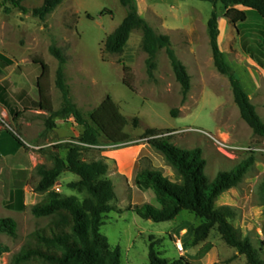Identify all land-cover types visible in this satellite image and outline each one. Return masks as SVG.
<instances>
[{"label": "rangeland", "instance_id": "1", "mask_svg": "<svg viewBox=\"0 0 264 264\" xmlns=\"http://www.w3.org/2000/svg\"><path fill=\"white\" fill-rule=\"evenodd\" d=\"M44 1L20 0L29 10L41 7ZM134 1L141 17L156 32L170 37L178 59L186 66L191 76V90L186 98L165 50L158 55L153 77L148 74L141 30L132 33L121 54L106 51L108 38L126 17V9L119 0H64L45 20L0 0V53L14 64L9 70L0 69V124L12 138L18 131L31 143L34 138L51 134L53 128L48 124L53 119L36 104L39 101L36 81L41 66L33 65V60L38 59L49 68V79L42 84L49 90L54 111L63 107V94L56 83L57 72L62 68L71 100L86 120L90 121L89 115L108 96L128 120L129 143L114 145L101 136L98 146L83 150L84 160L106 162L102 153L107 150L146 144L148 151L141 154L135 175L145 168L160 169L172 181H181L164 156L148 144L150 138L162 136L171 138L181 149L201 148L211 182L218 173L235 172L249 163L242 181L223 193L216 207L232 208L234 214L229 220L238 237L250 240L264 264V138L255 135L242 119L229 78L217 71L208 29V21L216 9L220 49L244 90L250 92V99L264 121V19L250 11L246 23L233 25L224 17L226 10L221 3L214 7L200 0ZM52 47L64 55V64L52 54ZM18 66H22V71L17 70ZM76 128L83 130L80 125ZM68 133L67 129L61 130L60 134L67 136L62 143L74 142L80 136ZM40 149L26 151L39 154ZM39 155L43 164L50 167L46 157ZM111 178L117 182L115 192L120 197L112 203L114 211L104 217L101 233L111 247H120L122 264H149L151 242L157 244L161 257L168 261L184 257L200 264H247L246 256L228 246L217 227L195 245L194 230L205 220L189 211H182L168 222L142 219L131 211L136 207L130 202L131 197L125 198L129 193L125 180ZM38 180L33 171L32 189ZM75 180L76 175L65 173L53 190L78 195L67 187L68 182ZM152 194L155 197L153 191ZM3 208L0 219L12 218L18 228L16 237L0 233V264H16L14 256L29 235L45 226L50 218H36L32 207L19 212ZM177 240L184 245V255L176 249ZM21 264L40 263L31 260Z\"/></svg>", "mask_w": 264, "mask_h": 264}, {"label": "trees", "instance_id": "2", "mask_svg": "<svg viewBox=\"0 0 264 264\" xmlns=\"http://www.w3.org/2000/svg\"><path fill=\"white\" fill-rule=\"evenodd\" d=\"M5 1L20 8L23 13L31 12L41 20H45L64 2L45 0L41 7L29 10L21 5L20 0ZM200 1L210 2L214 7L221 3L226 10L224 17L233 25L246 23L250 11L264 19V0ZM119 2L126 9V17L108 38L106 51L110 54H121L132 33L141 30L143 50L148 56V74L153 77L158 55L165 50L186 98L191 90V76L186 66L178 59L170 37L156 32L141 17L134 0ZM208 29L217 71L229 78L234 101L242 119L255 135L264 138V121L220 49L219 14L216 9L208 21ZM51 52L64 64L65 57L58 48L52 47ZM13 65L8 57L0 53L1 70H9ZM33 65L41 66V74L36 81L39 91V101L36 104L41 111L52 117L53 121L48 124L49 127H55V119L66 120L73 117L76 123L83 127V131L74 142L59 143L39 150V154L45 156L51 166L41 164L34 170L39 177L34 191L44 197L31 208V212L36 218H50V221L29 235L26 243L14 256L15 263L37 260L40 264H122L120 247H111L107 237L101 233L104 217L114 211L112 203L117 199L114 182L108 177L109 166L102 159L84 160L82 152L87 147L98 146L101 136L114 145L129 143L131 136L126 132L128 120L110 96L89 115L90 121L86 120L71 100L62 68L57 72L56 83L63 94V107L54 111L49 90L42 84V81L49 79V68L44 61L38 59L33 60ZM22 69V66L17 67L18 71ZM172 115L177 116L176 112H172ZM18 143L22 145L20 141ZM148 144L164 156L181 181H172L160 169L140 170L135 177V184L142 189L152 190L159 207L145 203L136 206L132 211L142 219L156 223L173 221L182 211H189L205 220L194 230L195 245L207 239L210 231L217 227L225 243L235 248L239 255L246 256L247 264H263L250 240L238 237L229 220L234 214L232 208L216 207L217 199L242 181L250 164L239 166L235 172H220L211 182L206 175L207 163L201 148L181 149L171 142V138L162 136L150 138ZM65 173L78 177V180L67 184V187L78 195H66L53 190ZM17 228L14 219H0V233L16 237ZM156 246L155 242H151L149 264H200L184 257L168 261L161 257Z\"/></svg>", "mask_w": 264, "mask_h": 264}, {"label": "crops", "instance_id": "3", "mask_svg": "<svg viewBox=\"0 0 264 264\" xmlns=\"http://www.w3.org/2000/svg\"><path fill=\"white\" fill-rule=\"evenodd\" d=\"M223 25L225 24L223 23ZM245 92L249 97L251 96L250 92L246 89ZM5 112L6 111L2 112L3 116ZM54 121L55 127L52 129L51 134L46 137H39V139L34 138L32 143L25 138L26 135H20L18 131H15L16 135L12 138L0 124V197L2 198L0 208L5 206V211H25L29 207H33L40 202L44 196L35 193L34 189L30 186V179L33 175V171L38 165L43 164V158H41L38 153L26 151V149H40L62 143L64 141L63 137H67L60 134L63 129L68 130V136L74 132L76 137L83 131L80 128H76L78 124L74 121L73 117L66 120L55 119ZM26 125L29 124L27 123ZM18 141H20L22 145H20ZM145 151H148L146 144L127 149H110L103 152L102 156L106 158V162L109 166L110 178L117 176L125 180V184L129 191L125 197L126 200L129 199L128 197H131L130 202H132L133 206L148 203L159 207V204L155 202L152 190L142 189L135 183L133 184V179L136 177L135 168L137 162L141 154ZM114 184L117 185V182ZM117 197L120 196L117 195ZM133 208L135 207H132V210ZM185 230L188 231V229Z\"/></svg>", "mask_w": 264, "mask_h": 264}, {"label": "built area", "instance_id": "4", "mask_svg": "<svg viewBox=\"0 0 264 264\" xmlns=\"http://www.w3.org/2000/svg\"><path fill=\"white\" fill-rule=\"evenodd\" d=\"M175 245H176V249L178 250V252L181 255H184L185 254V248H184V245H183L182 241L181 240H177Z\"/></svg>", "mask_w": 264, "mask_h": 264}]
</instances>
